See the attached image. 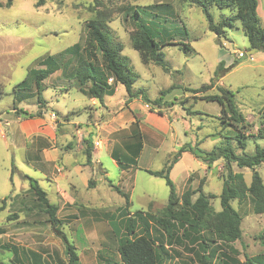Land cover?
I'll list each match as a JSON object with an SVG mask.
<instances>
[{"label":"rangeland","instance_id":"rangeland-1","mask_svg":"<svg viewBox=\"0 0 264 264\" xmlns=\"http://www.w3.org/2000/svg\"><path fill=\"white\" fill-rule=\"evenodd\" d=\"M0 1L4 3L6 0ZM36 1L11 0L9 6L0 7V257L7 260L8 251L2 247L9 244L15 245L20 251L24 249L39 253L42 264H69L64 243L32 193L28 177L37 180L47 193L49 201L56 204L54 185L48 181L46 173L37 167V163L28 158L34 149V139L27 136L22 129L23 118L27 116L16 113L18 109L32 114L39 110L37 94L26 97L24 90L15 91L14 88L35 66L34 61L49 54H58L77 42L82 44L85 21L93 18L96 10L107 11L108 35L114 42L121 43L122 54L128 57L130 66L138 75L133 85L134 90L142 89L151 100L161 96L166 103L162 113L173 120L172 124L176 128L174 134L169 132L161 135L154 131L159 129L152 122L146 123V127L143 126L145 130L153 129L149 131L157 138L155 142L160 146L154 149L145 143L137 165L149 170H160L169 154L185 143L194 146L199 142L201 148L209 150L226 141L224 137L231 135V132L228 133L231 131L230 127L221 123L220 117L223 116L220 114V105L216 101L201 98L219 93V87L233 92L239 110L252 122V126L245 133H257L258 112L264 107V51L256 50L248 54L247 51L251 48L239 21H234L232 27H225V32L218 37L207 28V20L202 10L182 0H43L40 6L35 5ZM258 2L259 23L264 29V0ZM159 3L164 7L169 4L167 11L170 12L168 15L163 14L161 6L153 8L152 10H156L153 14L150 12L151 19L156 24L155 29L158 30V40L162 43L166 38H171L172 43L181 42L179 45L164 44L161 48L169 67L168 72L152 62H141L138 52L132 48L130 42V33L136 27L127 11L132 13L134 7L140 9ZM123 6L126 8L123 9ZM210 12L215 22L221 16L231 15L226 8L219 10L213 7ZM166 32L169 37L164 35ZM182 43H187L189 48H185ZM238 52H243L244 56L238 57ZM220 61H223V67L231 64L233 66L224 72L219 69ZM67 83L68 81L59 78V72L43 82L48 87L42 91V96L49 99L45 107L40 109L45 110V117L53 109L62 112L64 104L72 112V96L78 98L75 105L88 104L86 98L75 92L76 90L69 91V95L67 91L60 90ZM202 85H207L208 88L195 93L187 90ZM118 88L112 100L122 102L126 92L122 85ZM138 101L143 102L141 99ZM69 115L75 117L74 112ZM16 116L21 118L17 119ZM86 116L83 111L80 118ZM6 120H10L8 125L5 124ZM51 132V128L44 130L47 135ZM64 140L74 145L75 140L70 133H57L58 145ZM256 144L264 146V138L247 140L246 152H253ZM58 149L59 147L54 154L59 153ZM79 157L81 155L76 150L70 151L72 160ZM100 161L108 172L99 187L102 192L95 191L101 201L92 203L93 205L85 202L82 197L93 188L87 189L82 175L73 172L71 176L60 178L59 182H75L81 197H76L74 203H58L62 209L57 217L63 222L60 229L75 246L81 264H122L117 251V237L112 227L115 234L120 236L121 231L116 225L118 223L115 224L114 221L121 218L118 208L125 206V198L112 186L129 192L127 210L130 214L141 209L156 214L167 203L169 189L164 178L142 169H136L129 176L121 174L119 167L105 151L100 153ZM183 163L195 171L188 182L195 179V189L200 177H203V191L217 196L211 198V204L219 210L218 195L222 189L223 175L226 174L224 162L220 160L218 166L204 170L187 152L184 154ZM232 168L234 171H241L246 184L250 183L251 169L238 168L236 165ZM256 169L264 183V162ZM83 174L87 179L91 176L87 172ZM95 175L101 178L99 173ZM182 176L179 174L171 178L177 191L183 189ZM231 204L241 214L242 234L240 239L231 243V247L237 252H231L228 247H224L219 253L236 256L241 262L245 255L264 254V214L253 213L248 199L242 202L235 199ZM68 211L73 215H65ZM105 214L114 215L113 220L111 217L106 218ZM108 220L112 225H109ZM174 248L179 255L175 253L170 264H200L195 254L183 245L175 244ZM19 260L16 264H34L24 253Z\"/></svg>","mask_w":264,"mask_h":264},{"label":"trees","instance_id":"trees-1","mask_svg":"<svg viewBox=\"0 0 264 264\" xmlns=\"http://www.w3.org/2000/svg\"><path fill=\"white\" fill-rule=\"evenodd\" d=\"M182 1L199 7L207 20V28L218 37L225 32V27H232L234 21H239L250 48L264 51V29L260 26L257 14L258 0ZM10 4L11 0H6L4 3L0 2V7ZM42 4L43 0H37L35 5ZM125 6L122 8L125 9ZM160 6L163 7V14L168 15L170 11L168 12L167 9L170 5L166 4L164 7L160 3L146 5L145 9L134 7L132 13L127 11L136 27L130 33V42L132 48L138 52L141 62H152L168 72L169 67L161 48L164 44L179 45L181 42L172 43L170 40L173 39L166 38L169 37L167 32L164 33L165 41L160 43L158 40V30L155 29L156 24H154V19H151L150 12L153 14L156 10L152 9L160 8ZM213 7L219 10L226 8L231 15L221 16L220 20L215 22L210 12ZM144 12L147 14L144 15ZM108 17L107 11L96 10L94 17L85 21V36L82 44L77 42L58 54H49L34 61L35 66L14 88L15 91L17 89L24 90L26 97L37 94L39 110L32 114L26 110L18 109L15 110L17 114L23 113L27 117L41 115L40 109L44 108L47 103L42 96V91L45 90L43 82L50 74L59 70L66 80L77 85L87 97L95 98L99 103L103 102L106 94H112L116 86L122 85L127 95L125 103L140 97L145 104L149 105L150 109H156L159 114H163L162 108L166 103L161 96L151 100L142 89L134 90L133 85L138 75L130 66L128 57L122 54L121 43L114 42L109 37ZM182 44L185 48H189L187 43ZM219 64V69L224 72L233 66L231 64L228 67H223V61H220ZM207 88V85H202L187 90L195 93ZM201 98L207 101H216L220 105V114L223 116L220 117L221 123L230 127L231 131L228 133L231 132V135L224 137L226 141L220 142L209 150L201 148L199 142L194 146L185 143L170 153L162 169H144L154 176L164 178L169 189L167 203L156 214L143 209L130 214L127 210L128 195L117 186H113L118 193L125 197V206L118 208V215L121 218L117 222L114 221L115 224L118 223L116 225L121 231L120 236L115 234V229L112 227V231L117 237V251L122 264H170L174 254L179 255L174 248L175 244L183 245L189 252L195 254L196 260L200 264H264V254L245 255V259L241 262L236 256L219 253L220 249L224 247H228L231 252H237L231 247V243L241 238L242 217L231 204L233 200L242 202L248 199L253 213L264 214V183L256 169L264 162V146L256 144L253 152H246L247 140L255 141L257 138H264V107L258 112L257 133L250 134L245 132L252 126V122H249L246 115L239 110L232 91L219 87V93L204 95ZM137 131V142L130 147L136 157L142 148V134L139 130ZM83 141L86 143L84 151L87 163L90 164L91 139ZM186 151L191 152L208 167L219 160L224 162L226 174L223 175L222 189L218 195L219 210H216L211 204V198L217 196L203 191V179L195 189L187 188L182 193H178L169 172L181 154ZM111 155L119 165L129 167L130 164H136L134 157L120 156L116 147L113 148ZM233 165L252 170L249 184H246L241 171L233 170ZM28 179L32 193L48 215L52 228L64 243L69 264H81L75 246L68 241L60 229L63 222L57 217L58 206L49 201L46 192L39 186L37 180L30 177ZM89 184H92V180H89ZM105 215L106 218L111 217L113 220L114 215ZM108 223L112 225L110 220ZM2 248L8 251V255L7 260L0 257V264H16V261H20L22 253L34 264H42L41 255L33 250L24 251L22 249L20 251L15 245L9 244ZM12 257L13 259H11Z\"/></svg>","mask_w":264,"mask_h":264},{"label":"crops","instance_id":"crops-1","mask_svg":"<svg viewBox=\"0 0 264 264\" xmlns=\"http://www.w3.org/2000/svg\"><path fill=\"white\" fill-rule=\"evenodd\" d=\"M56 72H59V78L64 81H68L65 77H63L60 70ZM54 73L50 74L48 77L52 76ZM46 87L48 86L45 85V88ZM118 87L119 85L114 88L112 94H106L104 96L103 102L99 103L95 98L87 97L83 92L79 90V87L77 85L73 84L71 81H68V83L65 84L64 89L60 87V90L67 91L68 95L69 91L76 90L75 92L80 93L86 98L88 104H85L84 106H77L75 105V103H78V98L76 96H72V98H74L73 106H71L72 112H69V108H67V105L64 104L62 112L60 110L53 109L54 111H50L48 116L45 117V110H41V115L39 116L23 118V131L27 136H31L32 140L34 139V149L29 154L28 158L31 162L34 161L37 163V167L46 173L48 181H50L54 185L55 195L57 198L56 205L58 206L57 215L60 214L62 209L58 203H74L76 197H81L79 195V187L75 182H70L72 180H67V182L65 183H60V178L71 176L73 172L75 174L80 173L82 175L84 186L87 189L93 188L92 191H90L82 198L85 199L86 203H90V205H93L92 203H98L99 201H101V199L97 197L95 191L100 192V184L103 183V178H105L108 174L100 161L101 152L105 151L106 154L110 155L113 163H115L119 167L121 174L129 176L130 173H135L136 169H148L137 165V161L143 152L145 143L146 146L154 149L160 146V144L157 145V142H155L157 141V138L153 136L149 131L153 129L149 128L145 130V128H143V126L146 127V123L152 122L156 126V128L159 129L158 131H154L161 135L168 134L169 132L174 134L176 132V128L172 124V119H169L165 114H159L156 109L151 110L149 105L145 104L144 102L138 101V99H141L140 97L134 98L131 101H128V103H125V100L127 98L126 95L123 97L122 102L113 101L112 97L119 89ZM44 99L46 101H49V99ZM56 100L58 101V99ZM78 109L81 110L78 111ZM83 111H85V113L87 114L86 118H80ZM73 112L75 113V117L69 115ZM16 118L20 119L21 116H16ZM9 123L10 120L5 121L6 125H8ZM46 128L52 129V132L48 135L44 133V130L46 131ZM137 130H139V132L142 134V148L138 152V156L136 157L130 150V147L132 144L137 142ZM59 132H61V135H67L68 133H70L71 137H73L75 140L74 145L67 140H64V142L58 145L57 133ZM65 137L67 138V136ZM89 138L91 139L90 164L87 163V157L84 151L85 147H83V143L86 145L83 140ZM58 147L59 153L54 154ZM115 147L118 150L120 156L124 155L134 157L136 160V164H130L129 167L119 165L111 155L113 148ZM71 150H76L78 154L81 155V157L72 160L70 158ZM187 152L191 155L192 159L195 160V162L204 170L210 169L212 166H218L219 164L217 163L220 161L219 160L208 167L205 163L196 158L191 152H183L178 160L173 164L169 172L171 178L173 176H178L179 174L183 175V189L178 191V193H182L187 188L194 189L193 184L197 182L195 181V179H193L191 182H188L191 175L194 174L195 171L191 170L190 167L185 166L183 163L184 154ZM65 155L66 158L64 159ZM67 155L69 156V158H67ZM54 172L57 174L56 176ZM85 172H87L88 175H91L89 179H87L83 174ZM96 173H99L101 175V178H97L95 175ZM202 178L203 177H200V180ZM89 180H92V184H89ZM109 185H111V183H109ZM121 191L128 195L129 201V192L125 189H122ZM76 203L82 204V202ZM65 215L73 214L71 211H68L67 213H65Z\"/></svg>","mask_w":264,"mask_h":264},{"label":"water","instance_id":"water-1","mask_svg":"<svg viewBox=\"0 0 264 264\" xmlns=\"http://www.w3.org/2000/svg\"><path fill=\"white\" fill-rule=\"evenodd\" d=\"M257 50V48H251V49H249L247 52H248V54H252L254 51H256Z\"/></svg>","mask_w":264,"mask_h":264},{"label":"built area","instance_id":"built-area-1","mask_svg":"<svg viewBox=\"0 0 264 264\" xmlns=\"http://www.w3.org/2000/svg\"><path fill=\"white\" fill-rule=\"evenodd\" d=\"M237 56H238V57H243L244 54H243V52H238V53H237Z\"/></svg>","mask_w":264,"mask_h":264}]
</instances>
